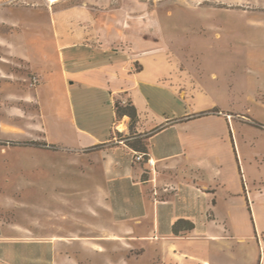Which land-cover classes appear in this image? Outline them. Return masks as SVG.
<instances>
[{"label":"crops","instance_id":"obj_1","mask_svg":"<svg viewBox=\"0 0 264 264\" xmlns=\"http://www.w3.org/2000/svg\"><path fill=\"white\" fill-rule=\"evenodd\" d=\"M112 1L68 0L41 13L9 8L0 16L8 29L0 31V110L12 114L0 130L17 128L21 106L34 101L44 142L106 148L96 153L102 174L94 178V205L85 188L74 201L49 197L50 209L64 208L62 222L13 236L0 228V264H236L244 248L252 264H264L257 238L264 236V182L248 194L243 184L229 190L218 156L191 153L201 122L231 134L230 114L218 103L201 105L226 93L219 68L205 75L218 61L174 55L192 25L187 12L152 10L148 0L114 8ZM21 66L38 77L32 92L23 89ZM126 99L136 115L127 141L138 140L135 146L117 140L131 131L130 116L118 121L116 110ZM228 142L239 150L235 137ZM138 154L145 161L136 162ZM248 201L251 236L236 231L233 209L243 202L248 211Z\"/></svg>","mask_w":264,"mask_h":264},{"label":"rangeland","instance_id":"obj_2","mask_svg":"<svg viewBox=\"0 0 264 264\" xmlns=\"http://www.w3.org/2000/svg\"><path fill=\"white\" fill-rule=\"evenodd\" d=\"M147 2L152 10H182L190 15L187 20L192 24L191 28L184 29L182 34L185 36L174 55L191 60L218 61V65L206 69L205 75L219 68L221 81L226 86V93L206 96L201 105L210 108L218 103L217 107L222 112L230 114L231 134L227 135L226 128L222 127L221 133L217 135L216 126L201 122L196 126L201 137L200 140H193L191 153L197 158L218 156L222 179L229 190H239L241 184L247 194L261 189L264 182V0ZM139 3L142 0H114L111 7L137 8L142 6ZM9 8L38 10L41 13L48 10L49 6L44 0H0V16L8 13ZM0 31L8 33V29L1 24ZM16 69L27 79V83H23L24 91L26 88L28 91L34 90L35 87L29 84L36 85L32 81L38 77L27 74L24 66ZM124 102L121 106L132 111L130 102L127 99ZM36 106L34 101L23 104L20 108L22 122L16 123L17 128L3 126V131L0 130V228L9 236L18 231L28 233L29 229L45 230L53 218L61 223L64 208L50 209L52 203L49 197L54 196L59 204L67 198L74 201L80 195L77 191L85 188L87 204L94 205V178L102 174L98 166L101 162L97 160L96 153L106 148L98 146L75 150L44 142L38 136L35 125L37 119L33 115ZM215 107L209 111H217ZM9 116L12 114L4 108L0 110V121ZM120 119L118 116V121ZM135 123L136 120H129V135L118 134L117 140L137 145L138 140L127 141L135 132ZM5 131L6 135L3 133ZM234 137L240 151L236 145L228 142L229 138L232 140ZM235 159L240 160V165L243 164L246 170L241 171L242 182L238 177ZM233 209L236 231L245 236L253 235L251 213L243 202ZM71 211L77 212L74 209ZM257 238L264 248V236ZM252 248L255 249L253 245ZM249 253L250 250L246 248L238 250L236 264H252Z\"/></svg>","mask_w":264,"mask_h":264},{"label":"built area","instance_id":"obj_3","mask_svg":"<svg viewBox=\"0 0 264 264\" xmlns=\"http://www.w3.org/2000/svg\"><path fill=\"white\" fill-rule=\"evenodd\" d=\"M44 1L48 4L49 7H52V6L56 5V4H59V3H62V2L68 1V0H44ZM32 83L33 84H37L38 83V78H34L33 81H32ZM122 103H125V102L123 101ZM145 159H146V157L144 155H142V154H138L134 158V160L136 162H143V161H145ZM146 162H147V164L150 167L154 168L155 161L153 159L148 158L146 160Z\"/></svg>","mask_w":264,"mask_h":264},{"label":"trees","instance_id":"obj_4","mask_svg":"<svg viewBox=\"0 0 264 264\" xmlns=\"http://www.w3.org/2000/svg\"><path fill=\"white\" fill-rule=\"evenodd\" d=\"M116 110H117V115L118 116L123 117L125 115H128V116H130L131 120H135L136 115H135V110H134L133 106H131V110L132 111L129 112L128 108H125V107L123 108L121 106V104L119 102H117V104H116ZM248 211L251 213V207H250L249 201H248ZM182 223H184V221H179L178 223H176V225H175V231H176V233H177V228H179V226Z\"/></svg>","mask_w":264,"mask_h":264},{"label":"bare ground","instance_id":"obj_5","mask_svg":"<svg viewBox=\"0 0 264 264\" xmlns=\"http://www.w3.org/2000/svg\"><path fill=\"white\" fill-rule=\"evenodd\" d=\"M9 129V128H8Z\"/></svg>","mask_w":264,"mask_h":264}]
</instances>
